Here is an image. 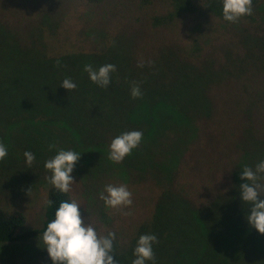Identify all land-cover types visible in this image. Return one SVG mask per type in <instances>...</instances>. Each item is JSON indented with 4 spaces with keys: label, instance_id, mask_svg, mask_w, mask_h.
Wrapping results in <instances>:
<instances>
[{
    "label": "trees",
    "instance_id": "trees-1",
    "mask_svg": "<svg viewBox=\"0 0 264 264\" xmlns=\"http://www.w3.org/2000/svg\"><path fill=\"white\" fill-rule=\"evenodd\" d=\"M222 9V0H0L6 156L49 149L60 122L82 153L68 193L48 185L40 225L0 205V243L42 236L59 204L75 200L85 223L115 233L118 264H131L143 234L157 237L155 264H264V234L248 224L239 188L242 170L264 160V0L237 22ZM109 63L106 87L84 71ZM133 130L138 147L109 160L111 140ZM87 184L126 185L132 204L107 207L83 195Z\"/></svg>",
    "mask_w": 264,
    "mask_h": 264
},
{
    "label": "clouds",
    "instance_id": "clouds-1",
    "mask_svg": "<svg viewBox=\"0 0 264 264\" xmlns=\"http://www.w3.org/2000/svg\"><path fill=\"white\" fill-rule=\"evenodd\" d=\"M222 4L223 18L226 21L237 22L240 17L252 14V0H222ZM138 66L142 67L143 64ZM84 71L88 73L92 82L106 87L110 83V73L116 71V66L109 63L93 69L91 64H86ZM61 85L67 90L76 88V84L70 78H65ZM130 94L133 98L142 95L138 84H133ZM142 136L143 133L137 130L116 136L109 144V160L115 163L122 162L125 156L130 155L132 150L138 147ZM54 147L55 145H49V149ZM6 155L7 149L0 143V160ZM23 155L30 168L35 160L34 154L25 151ZM79 156L80 153L61 149L44 162V168L50 173L46 179L58 191L62 193L70 191V186L74 182L71 173ZM241 178L246 180L239 186L241 199L251 205L246 217L247 222L259 233L264 234V199H258V196L264 194V184L260 183L264 180V160L257 163L254 170L245 167L241 172ZM131 197L132 193L123 184L105 185L104 190L99 193V198L110 208L130 206ZM52 203V200H46L47 205L51 206ZM79 205L75 200L62 201L55 210V218L47 223L42 233L43 247L46 248L52 264H118L112 255L115 233L99 234L90 222H84ZM155 243H158L155 235H140L133 249L135 259L131 264H145L146 261L155 264L153 252Z\"/></svg>",
    "mask_w": 264,
    "mask_h": 264
},
{
    "label": "rangeland",
    "instance_id": "rangeland-1",
    "mask_svg": "<svg viewBox=\"0 0 264 264\" xmlns=\"http://www.w3.org/2000/svg\"><path fill=\"white\" fill-rule=\"evenodd\" d=\"M60 124L53 123L50 126L51 130L59 132L55 133L57 137L53 140L55 147L44 149L39 155L34 154L35 160L30 168L19 150L12 153L13 157L5 156L3 160H0V205L23 210L27 216L28 224L40 225L44 218L42 204L50 184L46 179L50 173L44 168V162L53 157L58 150H70V130L62 122ZM61 129H64V132H61ZM7 135L4 134V136ZM7 139L14 143L15 135L13 139L9 136L6 137ZM3 141L0 140L5 143V140ZM79 157L82 158V153ZM78 171L76 169L75 173ZM75 173L73 170L71 174ZM88 173L83 171L80 174L83 180L84 175L86 176ZM100 173L101 171L96 172L93 177H97L96 180H98ZM112 173H116V171H112ZM89 177L92 179V175ZM86 186L87 191L84 189L83 195L89 196V198L92 194L98 196L103 191V187L99 185L91 187V184H87ZM43 246L41 236L27 241L0 243V264H48L45 258H49V256Z\"/></svg>",
    "mask_w": 264,
    "mask_h": 264
}]
</instances>
